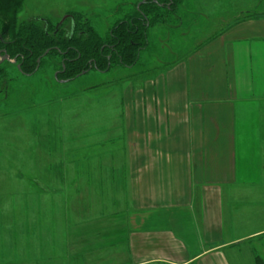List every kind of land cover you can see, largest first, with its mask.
Returning <instances> with one entry per match:
<instances>
[{
	"label": "rangeland",
	"instance_id": "rangeland-1",
	"mask_svg": "<svg viewBox=\"0 0 264 264\" xmlns=\"http://www.w3.org/2000/svg\"><path fill=\"white\" fill-rule=\"evenodd\" d=\"M145 1L26 0L19 21L57 26L73 15L108 41L115 25ZM167 17L150 28L148 49L134 68L91 71L60 85L51 73L18 78L13 98L0 99V264H106V247L125 233L130 197L129 158L105 157L123 143L114 141L124 94L165 92L154 80L163 86L160 78L171 66L231 26L264 20V0H186ZM232 255L233 264L264 262V241Z\"/></svg>",
	"mask_w": 264,
	"mask_h": 264
},
{
	"label": "crops",
	"instance_id": "crops-1",
	"mask_svg": "<svg viewBox=\"0 0 264 264\" xmlns=\"http://www.w3.org/2000/svg\"><path fill=\"white\" fill-rule=\"evenodd\" d=\"M160 79L165 92L124 94L123 143L105 157L129 158L128 213L102 262L233 264L264 241V20L231 26Z\"/></svg>",
	"mask_w": 264,
	"mask_h": 264
},
{
	"label": "trees",
	"instance_id": "trees-1",
	"mask_svg": "<svg viewBox=\"0 0 264 264\" xmlns=\"http://www.w3.org/2000/svg\"><path fill=\"white\" fill-rule=\"evenodd\" d=\"M25 1L0 0L3 15L0 17V55L2 58L6 53L12 62L15 61L0 65V99L4 102L13 98L15 92L11 87L18 78L42 80L51 73V78L60 85L63 81H75L83 72L104 74L118 67L138 66L142 52L149 46L150 28L165 24L167 15H177L178 8L186 0H146L139 10L136 5L133 12L111 30L108 41L92 30L89 22L73 15H69L75 22L71 36L66 29L68 22L60 27L47 21L46 24L38 21L20 23ZM48 50L50 53L42 58L38 68V59ZM55 74H58L57 78ZM257 264L264 262L258 258Z\"/></svg>",
	"mask_w": 264,
	"mask_h": 264
},
{
	"label": "water",
	"instance_id": "water-1",
	"mask_svg": "<svg viewBox=\"0 0 264 264\" xmlns=\"http://www.w3.org/2000/svg\"><path fill=\"white\" fill-rule=\"evenodd\" d=\"M144 3H146V1L143 2L142 4H139V5H138V10L140 9V7H141ZM154 3L157 4V1H154ZM68 19H71V20H72V32H71V33L73 34V33H74V30H75V22H74V20H73L70 16H68V17L66 18V20H68ZM66 20H63V22H61V23L59 24V26L63 25V23H64ZM50 51H51V50H48V51L44 54V56H42L41 58L38 59V61H37V63H38V68H39V66H40V63H41L42 58L45 57V56H47V55L50 53ZM0 58H1V55H0ZM5 62H12V61L10 60L9 56L6 55V53H5V56H3V57L0 59V65H2V64L5 63ZM13 62H15V61H13ZM85 74H86V72H83V73H82V76L85 75ZM57 76H58V74H56V78H57ZM63 82H64V83H68L67 81H63Z\"/></svg>",
	"mask_w": 264,
	"mask_h": 264
},
{
	"label": "flooded vegetation",
	"instance_id": "flooded-vegetation-1",
	"mask_svg": "<svg viewBox=\"0 0 264 264\" xmlns=\"http://www.w3.org/2000/svg\"><path fill=\"white\" fill-rule=\"evenodd\" d=\"M65 22H68V23H72V20L71 19H68V20H66ZM64 22V23H65ZM62 26V25H61ZM58 27H60L59 25H58ZM72 24H71V28L69 29V36H71L72 35ZM109 60H110V57L108 58ZM12 63H15V62H12ZM131 69V68H130ZM88 72H86V74H87ZM105 74V73H104ZM56 77V76H55ZM58 77V76H57Z\"/></svg>",
	"mask_w": 264,
	"mask_h": 264
}]
</instances>
